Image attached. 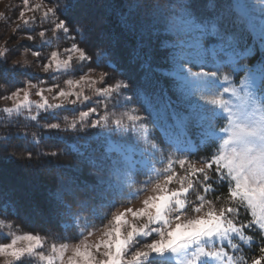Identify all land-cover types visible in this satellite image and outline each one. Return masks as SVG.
<instances>
[{
	"label": "trees",
	"instance_id": "obj_1",
	"mask_svg": "<svg viewBox=\"0 0 264 264\" xmlns=\"http://www.w3.org/2000/svg\"><path fill=\"white\" fill-rule=\"evenodd\" d=\"M48 2L58 5L57 15L67 21L71 31L42 39L38 33L41 28H50V21L22 26L25 32L34 34V42H28L27 47L42 53L37 60L42 63L54 48L70 46V37H75L92 59L77 62L65 73H44L31 65L11 68L13 57H8L7 62L0 58V97L24 86L28 80L38 86L53 83L65 86V79L89 70L106 73L105 83L126 81L128 87L110 98L89 91L92 96L87 101L48 111L32 106V110L8 115L0 110V242L7 241L11 229L38 232L58 241H76L82 235L80 229L87 231L104 225L117 208L147 192L161 178L160 170L170 156L202 161L220 151L217 162L225 167L235 159L232 146L239 136L264 138V112H260V126L255 125L261 133L242 132L236 124L244 121L241 116L264 106L261 0ZM257 6L260 12L253 10ZM9 18L16 16L12 12ZM213 22H218L231 39L224 37L225 51H218L215 59L211 51H206V62L217 73L216 79L223 82L222 87L229 88L223 99L232 101V111L226 104L214 105L189 98L173 73L189 36L184 26L197 25L200 32V25ZM77 25L84 27L83 39L76 31ZM97 50H101L99 57ZM240 50H246L247 58L239 54ZM229 52L237 55L228 56ZM221 73H227L230 79L223 80ZM219 80L215 82L216 90H220ZM105 103L109 112L117 114L135 106L146 117L142 123L147 128L137 125L134 132L131 126L92 127L91 121L104 112ZM93 106L98 111L83 122V128L78 119L75 128L69 127L80 111ZM185 115L192 119L191 141L178 140L175 136ZM52 124L59 127H45ZM145 132L148 144L143 141ZM151 142L158 149H153ZM107 147L119 149L114 155L123 153L128 158L129 177L124 176L120 160L110 156ZM52 150L57 155L45 154ZM29 151L33 153L31 159L12 154ZM212 182L216 190L209 193L210 199L227 189L226 183ZM200 192L201 188L195 186L189 200H195ZM217 204L222 207L224 202L218 200ZM240 219L247 218L241 215ZM247 234L255 237L251 244L243 243L245 257L250 258L264 237L258 231Z\"/></svg>",
	"mask_w": 264,
	"mask_h": 264
},
{
	"label": "snow or ice",
	"instance_id": "obj_2",
	"mask_svg": "<svg viewBox=\"0 0 264 264\" xmlns=\"http://www.w3.org/2000/svg\"><path fill=\"white\" fill-rule=\"evenodd\" d=\"M264 3V0H261ZM58 5L47 3L44 0H22L15 24L10 36L0 45V58L8 61L7 53L10 50L11 36L22 26H28L37 21H50V28H41L38 35L42 39L54 38L61 34H69L71 29L65 19L57 15ZM5 12L0 19L5 18ZM264 22V18H259ZM198 47L205 51H211L213 58L217 52H224V37L227 36L218 22L200 25ZM76 31L84 38V27L77 25ZM33 40L30 33H24L19 39ZM230 40L231 36H227ZM70 46L54 48L47 54V59L40 64V71L61 72L66 71L77 62L89 61L92 57L87 50L76 42L75 37H70ZM31 50V54L38 58L40 51L25 49V53ZM246 50H240L239 54L245 55ZM235 56L237 53H226ZM101 50H97V57ZM11 68H25L30 66L29 61L19 58L11 59ZM186 71L192 77L207 75L203 69L193 71L190 66H185ZM94 70L79 75L77 78H68L63 81L65 86L50 84L47 89L39 87L31 80L24 86L13 89L8 95L2 97L12 101L11 107H4L5 113L19 112L22 108L32 110L33 103L38 110L48 111L63 107L66 104H76L87 101L90 91L93 95L110 98L113 93L128 87L126 81L105 83L106 73L94 75ZM212 75L216 76L217 73ZM223 80L228 81L227 73L219 74ZM244 77L241 78L243 82ZM39 100L30 99L33 89H37ZM228 89H223L227 91ZM47 92L49 95H46ZM51 97V99H50ZM209 104L223 105L225 103L222 92L218 99H207ZM104 112L91 121L92 127L114 125L116 128L131 126L135 132L137 125L147 128L144 115L135 106L120 113L109 112L107 103L104 104ZM96 107H89L74 118L69 127L75 128L77 119L83 122L88 117L97 113ZM39 114V113H38ZM35 119V117H33ZM45 127H59V124L45 125ZM192 119L188 115L183 117L175 130V136L179 139L191 141ZM143 141L148 144L147 132ZM153 149H158L155 142H151ZM235 159L230 166L221 167L218 164V154L202 161H194L187 156L173 159L171 156L166 165L160 170V177L152 184L149 194L142 200L141 207H123L112 212L111 218L98 230L81 229L82 235L76 242L49 241L48 237L38 232L10 233L6 242H0V260L4 264H18L25 258L39 257L41 264H163L169 259L168 254L188 253L195 247V252L187 264H201L203 257L218 259L221 264H236L237 260L243 264H264V241L257 247L256 254L249 257H235L228 248L221 243L219 247H213V238L228 239V245L236 248L234 238H238L245 244H251L255 239L247 231H258L264 237V138L257 139L252 135H241L232 146ZM110 156L120 160L124 176L129 177L127 170L128 158L114 152L119 149L107 147ZM19 157L31 159L32 152L12 153ZM45 154L57 155L56 150ZM260 155L259 163L254 157ZM119 178V176H118ZM214 180L226 183L227 189L219 192L211 199L209 193L216 190ZM202 182V184H198ZM195 186L201 188L200 195L190 201L189 197ZM222 200L223 206H218L217 201ZM241 215L246 220H241ZM77 220L79 218L77 217ZM145 237L143 241L139 237ZM207 240V243L205 241ZM212 247H208V246ZM47 247V252L41 254V250ZM226 258V259H225Z\"/></svg>",
	"mask_w": 264,
	"mask_h": 264
},
{
	"label": "rangeland",
	"instance_id": "obj_3",
	"mask_svg": "<svg viewBox=\"0 0 264 264\" xmlns=\"http://www.w3.org/2000/svg\"><path fill=\"white\" fill-rule=\"evenodd\" d=\"M33 2H36V0H33ZM20 7H22V0H0V15H2L3 12H5L6 14L5 18L0 19V45H3L5 43V40L11 34L12 28L15 27V24L11 23L9 20H7V18L12 16V12H13V15L15 14L16 16ZM7 10H11V11H7ZM253 10L260 12V6H257ZM263 11H264V3H263ZM15 19L16 18H13L12 21H15ZM22 28L23 27L19 28L17 32L11 36V39L9 41L10 50L7 53V57L19 58L21 60L26 59L27 61H29V64L34 69H37L40 71L41 63L37 60L36 57H34L31 54V50L25 53V49H30L29 47H27L28 42L33 41V40H28L26 38L19 39L21 35H23L24 33H27ZM197 28H198L197 25L184 26V29L189 33V36H188V40H186L184 43V49L180 52V55L178 56L176 60V65H175L173 73L180 80L184 93L188 95L189 98L191 97V99H196L200 101H206L207 99H218L219 94L221 92L223 96L227 95L229 92V88L222 87L223 82L218 79L220 81L219 82L220 90L214 89L216 88L215 82L218 80L216 79L214 75H212L213 73H215V71L213 70V67L209 65V63L206 62V51L198 47V37L200 36V32L197 31ZM260 28L264 31V22H260ZM28 33H30V31ZM32 35L34 36V34ZM186 65L190 66L193 71H200L201 69H203L204 72L207 73V75L199 76V77H192L186 71V67H185ZM94 72H95L93 73L94 75H98L99 73H101V72H96V71ZM59 73H65V71H61ZM77 77H73V78H77ZM212 86H213V89H211ZM39 87H43L47 89L48 86L47 85L38 86V88ZM38 88L33 89L31 96H30V99L34 102L39 100V97L36 95ZM223 89H228V90L223 91ZM45 94L49 95L47 92H45ZM226 99L227 100H224L225 103L223 105L224 106L225 104L228 105L230 107V111H232V108H231L232 101L228 98ZM12 103H13L12 101L5 100L2 97H0V104L2 105L0 110L1 109L3 110L4 107H11ZM32 106H36V104L33 103ZM24 110H26V108H22L20 111H24ZM254 110H255L254 113L248 114L246 116H241V120H244L243 122L236 123L238 124V128L242 130V132H245L246 130H251V133H255V132L261 133L259 130H257L258 127L255 125L257 124L260 126V112H264V106L259 107L258 110L254 108ZM19 112L13 111L12 113H6V114L15 115ZM234 113L236 114V111H234ZM240 115H243V114H240ZM254 159H256L257 162L259 163V160L261 159V157L259 154H257V156L254 157ZM149 191L150 189L147 192L143 193L141 196H139L136 200L128 204L120 206L119 209L122 210L123 207H127V206L141 207L142 200L146 195L149 194ZM102 227L103 225L100 227H92L91 229L98 230ZM16 232H17L16 230L11 229L7 233L10 234V233H16ZM138 239L143 241L145 237L141 236ZM49 241H56L57 243L62 242L56 239H49ZM67 242L74 243L76 241H67ZM205 243H207V240L205 241ZM221 243H223V245L228 248L229 252L234 256V258L238 256H244V257L246 256L247 252L243 244L244 242L239 240L238 238L233 239V243L237 245L236 248H232L230 245H228L229 243L228 239L221 240V238H213L212 246L219 247ZM212 246L209 245L208 247H212ZM46 252H47V247L41 250V254L46 253ZM193 252H195L194 246L190 248L189 252L186 254L185 253H177L175 255L168 254L169 259L166 262H163V264H187V261L191 258V255ZM0 264H4L3 260H0ZM18 264H41V262L39 260V257H31V258H25L23 261L18 262ZM201 264H221V262L218 259L203 257ZM236 264H240V261L237 260Z\"/></svg>",
	"mask_w": 264,
	"mask_h": 264
}]
</instances>
